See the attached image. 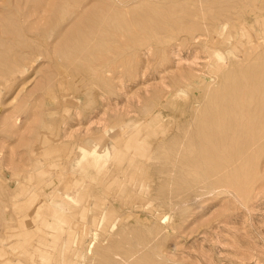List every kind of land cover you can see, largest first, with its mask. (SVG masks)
<instances>
[{
  "label": "rangeland",
  "instance_id": "obj_1",
  "mask_svg": "<svg viewBox=\"0 0 264 264\" xmlns=\"http://www.w3.org/2000/svg\"><path fill=\"white\" fill-rule=\"evenodd\" d=\"M0 264H264V0H0Z\"/></svg>",
  "mask_w": 264,
  "mask_h": 264
},
{
  "label": "bare ground",
  "instance_id": "obj_2",
  "mask_svg": "<svg viewBox=\"0 0 264 264\" xmlns=\"http://www.w3.org/2000/svg\"><path fill=\"white\" fill-rule=\"evenodd\" d=\"M94 29V28H93ZM259 40V39H258ZM248 51V50H247ZM250 52V51H249ZM241 71V70H240ZM255 71V70H254ZM257 72V71H256ZM253 73V72H252ZM242 74H244V73H242ZM241 74V75H242ZM253 77V76H252ZM257 78V77H256ZM258 79V78H257ZM261 79V78H260ZM259 80V79H258ZM253 84V83H252ZM250 87V86H249ZM252 89V88H251ZM244 91V90H243ZM249 98V97H248ZM260 104V103H259ZM258 105V104H257ZM261 106V105H260ZM253 111V110H252ZM255 111V110H254ZM253 111V112H254ZM247 112H248V110H247ZM247 115V114H246ZM258 116V115H257ZM256 117V116H255ZM259 119V118H258ZM262 120V119H261ZM234 127V126H233ZM224 130H225V128H224ZM259 130H261V129H259ZM234 131V130H233Z\"/></svg>",
  "mask_w": 264,
  "mask_h": 264
}]
</instances>
